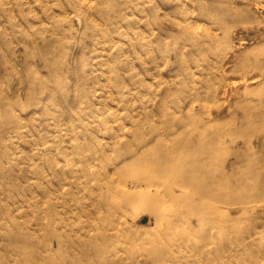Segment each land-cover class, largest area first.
Here are the masks:
<instances>
[{
	"label": "rangeland",
	"instance_id": "374dc122",
	"mask_svg": "<svg viewBox=\"0 0 264 264\" xmlns=\"http://www.w3.org/2000/svg\"><path fill=\"white\" fill-rule=\"evenodd\" d=\"M196 134L223 156L222 231L151 201L108 217L104 244L75 216L137 155ZM50 204L117 252L56 261L264 264V0H0V264H51Z\"/></svg>",
	"mask_w": 264,
	"mask_h": 264
},
{
	"label": "bare ground",
	"instance_id": "6f19581e",
	"mask_svg": "<svg viewBox=\"0 0 264 264\" xmlns=\"http://www.w3.org/2000/svg\"><path fill=\"white\" fill-rule=\"evenodd\" d=\"M253 83V79H245L243 82L246 86ZM222 157L221 152L215 151L212 141L200 138L197 134L187 141L177 140L171 146L158 144L155 152L137 155L134 160L125 164L124 170L119 172L116 180L105 186L98 185L99 193L94 192L96 197H92L91 210L81 207L75 216L90 218L91 222L87 227L97 229L104 244L111 240V228L117 226L111 218V221H106L108 217L118 214L122 220L129 210H135L139 206L143 208L145 203L151 201L157 204L152 213L161 208L174 209V217L177 219L175 221L185 224L191 231L203 226L222 231L225 214L221 205L226 197L220 188L224 178ZM200 161L204 162L203 167H195L194 164ZM198 178L210 180V183L199 184L196 181ZM230 200L234 201L235 198ZM49 210L47 257L51 264H67L65 259L56 261L55 256L56 252H64L70 246L77 247L81 252L91 248L94 256L98 257L117 253L114 248L104 249L99 247L100 245H94V242L98 241L96 238L83 237L82 232L87 227L80 225L75 229L72 228L73 225L63 221L62 226L58 227V222L54 221L52 204L49 205ZM157 220L160 222L161 219ZM205 238L210 240L213 234L208 233ZM207 245L208 242L202 247ZM152 251L153 253L146 250V254H155V258L160 254L157 250ZM113 264H124V260L120 259Z\"/></svg>",
	"mask_w": 264,
	"mask_h": 264
},
{
	"label": "water",
	"instance_id": "95a60500",
	"mask_svg": "<svg viewBox=\"0 0 264 264\" xmlns=\"http://www.w3.org/2000/svg\"><path fill=\"white\" fill-rule=\"evenodd\" d=\"M146 222H147V220H146V219H143V220H142V223H143V224H144V223H146Z\"/></svg>",
	"mask_w": 264,
	"mask_h": 264
}]
</instances>
